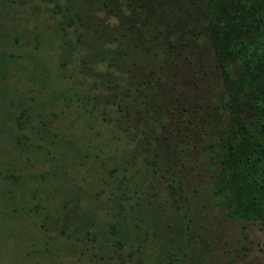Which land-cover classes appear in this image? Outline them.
Returning a JSON list of instances; mask_svg holds the SVG:
<instances>
[{"label": "rangeland", "instance_id": "374dc122", "mask_svg": "<svg viewBox=\"0 0 264 264\" xmlns=\"http://www.w3.org/2000/svg\"><path fill=\"white\" fill-rule=\"evenodd\" d=\"M0 264H264V0H0Z\"/></svg>", "mask_w": 264, "mask_h": 264}]
</instances>
